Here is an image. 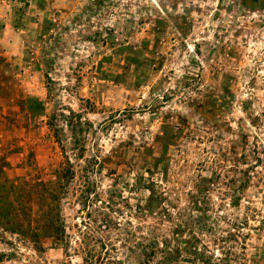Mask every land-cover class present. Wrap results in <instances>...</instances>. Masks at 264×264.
<instances>
[{
	"label": "rangeland",
	"instance_id": "374dc122",
	"mask_svg": "<svg viewBox=\"0 0 264 264\" xmlns=\"http://www.w3.org/2000/svg\"><path fill=\"white\" fill-rule=\"evenodd\" d=\"M67 161L64 239L0 264H264V0H0V170Z\"/></svg>",
	"mask_w": 264,
	"mask_h": 264
},
{
	"label": "trees",
	"instance_id": "16d2710c",
	"mask_svg": "<svg viewBox=\"0 0 264 264\" xmlns=\"http://www.w3.org/2000/svg\"><path fill=\"white\" fill-rule=\"evenodd\" d=\"M74 176L75 171L70 161L54 170L51 178L46 180L7 179L0 170V230L37 246L43 239H53L57 242L63 240L65 229L60 207ZM84 179L87 180L88 177L84 176ZM198 204L199 202L194 203L197 210L200 208ZM198 220L200 222V219ZM193 221L194 219L190 218L188 223ZM175 232H178V229ZM158 245L155 240L146 246L140 245L145 259L142 264H176L183 253L191 256L189 264H195L200 255L191 246L172 248L171 241L166 239L161 247ZM157 256L159 259H156Z\"/></svg>",
	"mask_w": 264,
	"mask_h": 264
}]
</instances>
